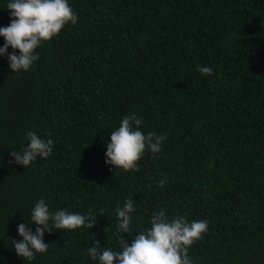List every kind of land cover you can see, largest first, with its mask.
I'll list each match as a JSON object with an SVG mask.
<instances>
[{
  "label": "trees",
  "instance_id": "obj_1",
  "mask_svg": "<svg viewBox=\"0 0 264 264\" xmlns=\"http://www.w3.org/2000/svg\"><path fill=\"white\" fill-rule=\"evenodd\" d=\"M68 4L77 23L43 42L27 72L0 56V264H99L87 254L94 242L121 251L119 238L131 245L161 209L209 222L189 248L193 264H264V0ZM133 113L145 135L166 139L124 171L105 163L106 144ZM29 131L51 139L52 153L10 164ZM41 198L53 213L91 211L97 223L46 231L48 252L24 261L9 238L22 239L18 225L31 224ZM127 199L135 211L124 234L115 209Z\"/></svg>",
  "mask_w": 264,
  "mask_h": 264
},
{
  "label": "clouds",
  "instance_id": "obj_2",
  "mask_svg": "<svg viewBox=\"0 0 264 264\" xmlns=\"http://www.w3.org/2000/svg\"><path fill=\"white\" fill-rule=\"evenodd\" d=\"M6 8L10 12V24L0 27V36L5 43L0 47V56L7 55L9 69L13 73L27 72L39 59L36 49L45 41L58 36L61 30L71 23H77V15L69 6L68 0H9ZM14 51L9 54L8 48ZM19 54H16V51ZM199 73L211 76L213 69L208 66L197 67ZM142 120L135 113L122 118L119 127L111 132L106 144L105 163L124 171H138V161L146 148L156 155L161 151V144L166 139L163 135L140 130ZM27 145L21 151H11L16 163L25 168L37 157L47 159L52 153L53 141H44L35 132L26 135ZM165 181L161 180L158 187ZM135 211L132 199L125 200L123 206L117 205L115 212L118 218V232L131 233L132 216ZM103 214H101L102 216ZM51 222V223H50ZM97 217L91 211L86 215L71 213L66 210L50 211L49 206L41 198L31 211V224L37 225L33 234L31 224L18 225L20 240L10 239L18 257L24 261H32L36 254H46L49 244L44 242L45 232L56 230H74L81 227L93 228ZM207 220L189 222L182 215L169 218L164 209L152 213L151 227L135 235L131 245L125 235L118 242L121 251L100 248L98 241L87 250L92 260L99 264H193L188 255L189 248L202 238L208 229ZM106 230V228H105ZM104 230V231H105Z\"/></svg>",
  "mask_w": 264,
  "mask_h": 264
}]
</instances>
